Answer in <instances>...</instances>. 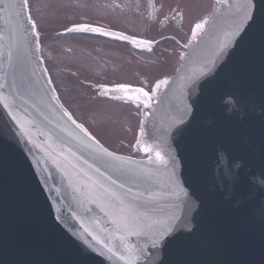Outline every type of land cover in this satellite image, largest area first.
Masks as SVG:
<instances>
[{"label":"water","instance_id":"95a60500","mask_svg":"<svg viewBox=\"0 0 264 264\" xmlns=\"http://www.w3.org/2000/svg\"><path fill=\"white\" fill-rule=\"evenodd\" d=\"M249 2L254 24L241 23ZM27 15L23 27L0 19V94L10 105L0 103V264H125L93 239L118 243L81 189L78 169L87 166L69 149L92 159L60 131L75 126L51 99ZM261 16L264 0L220 1L144 118L141 144L153 149L152 162H117L150 177L133 192L151 195L156 228L171 229L156 248L130 237L146 249L136 264H264Z\"/></svg>","mask_w":264,"mask_h":264},{"label":"flooded vegetation","instance_id":"af4514ba","mask_svg":"<svg viewBox=\"0 0 264 264\" xmlns=\"http://www.w3.org/2000/svg\"><path fill=\"white\" fill-rule=\"evenodd\" d=\"M220 1L29 0L27 12L40 33L39 58L60 104L108 151L144 159L149 154L142 150L143 121L168 85L156 90L155 84L170 82L196 39L195 24L209 22ZM77 24L151 40L152 50L112 36L65 31ZM117 84L149 91L150 106H138L119 92L121 99L101 94L99 85Z\"/></svg>","mask_w":264,"mask_h":264},{"label":"snow or ice","instance_id":"6c2138e0","mask_svg":"<svg viewBox=\"0 0 264 264\" xmlns=\"http://www.w3.org/2000/svg\"><path fill=\"white\" fill-rule=\"evenodd\" d=\"M0 4L4 5L3 8H0V12L9 14L7 17L0 16V19H10L15 22L17 27H23L26 10L29 8V0H0ZM250 11L251 3L249 2L245 7L243 21H241V23L248 20H251L253 24L256 23L254 15H250ZM27 20L31 25V32L37 37L38 44L40 33L36 31V22L32 19L31 15H27ZM207 23V19L196 23L192 29V37L196 38L204 30ZM260 23L264 24V16H261ZM65 31L112 36L115 39L131 41L137 46L143 44L148 51L152 50L151 45L153 41L151 40L139 41L135 37H129L114 32H106L100 27H94L88 24H77L71 28H66ZM3 39L4 35L0 33V40ZM3 55L4 53L0 51V57ZM8 58L9 60L11 59L10 51L8 53ZM168 83L169 81L167 79L160 80L155 84V89L158 90L161 86H166ZM0 87H3V85H0ZM99 87L102 89V95L112 94V99L123 98L120 95H115V93L119 92L123 93L124 97L136 102L138 106L139 103H143L145 107H149L151 104L152 95L142 87L132 89L131 86L127 84H117L112 88H108L105 85H99ZM130 92H134L135 95H129ZM141 97L143 99H141ZM7 99V97L0 94V103H4L6 108L10 107ZM21 99H23V97H21ZM51 99L57 100L58 102V97L53 96ZM59 108L63 110V117H67V121H70L71 125L75 126L73 129L65 122L60 128V131L65 133L66 137L76 144L77 150H82V153H88L92 159V163H89V160L84 158L83 154L78 156L75 151L69 149V155L74 157L77 161H82V163L87 166V170L83 167L78 169L77 174L81 177V189L87 190L86 199L95 204L108 219V222L115 226V233L110 234V239L118 243L109 244L95 236L93 239H95L97 243L102 244L109 253L124 261L125 264H136L139 254H142L146 249L130 243V237H147L151 242V247L156 248L158 245L164 243L166 234L171 231V229L167 227L156 228V225L160 222L154 219V214L157 211L154 207V198L149 195L147 199H144L138 187L137 192H133V185L138 186L141 183H146L150 177L136 169L122 167L121 164L117 162L125 161V157L118 156L114 152L108 151L107 148L89 133L83 124L77 123V121L73 119L71 113L64 110L62 104L59 105ZM13 119H16V117L13 116ZM77 129L79 130L78 132L76 131ZM141 135H143V128H141ZM89 141L92 143H89ZM137 143L139 144L140 141H137ZM142 150L149 154V162H152L151 153L153 149L145 146ZM65 159L67 160V157H65ZM155 159L163 161L160 152H155ZM128 162L131 163L130 160ZM69 163H71V161H69ZM72 167L76 168V165L73 164ZM114 173L116 174L115 178ZM97 223H99V221H97ZM104 231H107V229ZM89 234L91 235V233Z\"/></svg>","mask_w":264,"mask_h":264},{"label":"rangeland","instance_id":"374dc122","mask_svg":"<svg viewBox=\"0 0 264 264\" xmlns=\"http://www.w3.org/2000/svg\"><path fill=\"white\" fill-rule=\"evenodd\" d=\"M107 146H108L110 149H113V150H114L115 147H116V146H114V145H107Z\"/></svg>","mask_w":264,"mask_h":264},{"label":"bare ground","instance_id":"6f19581e","mask_svg":"<svg viewBox=\"0 0 264 264\" xmlns=\"http://www.w3.org/2000/svg\"><path fill=\"white\" fill-rule=\"evenodd\" d=\"M219 3H220V2H219ZM212 16H213V15H212ZM209 21H210V20H209ZM206 26H207V25H206ZM203 31H204V30H203ZM184 59H185V58H184ZM182 63H183V62H182ZM180 66H181V65H180ZM180 66H179V67H180ZM177 70H178V69H177ZM177 70H176V71H177ZM175 73H176V72H175ZM175 73H174V74H175ZM173 76H174V75H173ZM171 79H172V78H171ZM170 81H171V80H170ZM168 84H169V83H168ZM151 108H152V107H151Z\"/></svg>","mask_w":264,"mask_h":264}]
</instances>
